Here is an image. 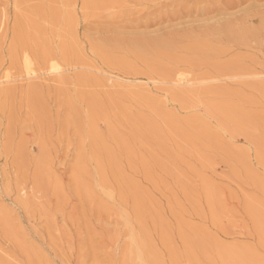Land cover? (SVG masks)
<instances>
[{
	"label": "rangeland",
	"instance_id": "obj_1",
	"mask_svg": "<svg viewBox=\"0 0 264 264\" xmlns=\"http://www.w3.org/2000/svg\"><path fill=\"white\" fill-rule=\"evenodd\" d=\"M178 3L0 0V264H264V0Z\"/></svg>",
	"mask_w": 264,
	"mask_h": 264
},
{
	"label": "bare ground",
	"instance_id": "obj_2",
	"mask_svg": "<svg viewBox=\"0 0 264 264\" xmlns=\"http://www.w3.org/2000/svg\"><path fill=\"white\" fill-rule=\"evenodd\" d=\"M139 1V0H138ZM142 1V0H141ZM157 1H159V0H157ZM165 1V0H164ZM167 1V0H166ZM187 1H189V2H191L190 4H185V2H187ZM149 3H150V1H148ZM147 2V3H148ZM154 2V1H153ZM178 3V4H182L183 5V7H185V9L184 10H181L180 11V16L181 15H183V16H185V17H187V16H189V15H191V14H194V15H207V14H212V13H215L214 15H212V16H210L209 17V19L211 20V19H213L215 16H217V15H219L220 14V10H221V8L222 7H219V6H217V7H213V6H206V5H204L203 4V0H173V3ZM161 3V6H163L164 5V3L165 2H160ZM163 3V4H162ZM168 3H169V0H168ZM154 4H157V3H155L154 2ZM154 4L152 5V3H151V5L152 6H154ZM150 5V4H149ZM158 5H160V4H158ZM151 6V7H152ZM156 6V5H155ZM165 6V5H164ZM174 6V5H173ZM158 7V6H157ZM224 8H227L225 5H224ZM149 9H151V8H149ZM159 9H160V6H159ZM142 10V9H141ZM175 11H177V10H175ZM154 12V11H153ZM177 13V12H176ZM165 15V14H164ZM170 15V14H169ZM168 15V17H170ZM176 15H179L178 13L177 14H175V18H177L176 17ZM162 16V15H161ZM167 16V15H166ZM180 16H178V17H180ZM183 16L181 17V18H183ZM164 19H165V17H164ZM170 18H168V20H169ZM178 19V18H177ZM208 19V20H209ZM229 20V19H228ZM217 23V22H216ZM233 23V22H232ZM218 24V23H217ZM206 46V45H205ZM207 49V48H206ZM229 64V63H228ZM231 65V64H230ZM227 70V69H226ZM225 70V71H226ZM231 70V69H230ZM234 73V72H233ZM236 74V73H235ZM231 75H232V73H231Z\"/></svg>",
	"mask_w": 264,
	"mask_h": 264
}]
</instances>
